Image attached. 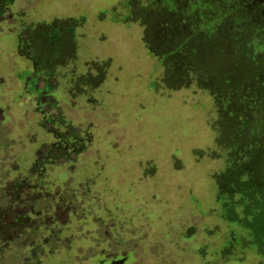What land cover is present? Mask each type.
<instances>
[{
	"label": "rangeland",
	"instance_id": "374dc122",
	"mask_svg": "<svg viewBox=\"0 0 264 264\" xmlns=\"http://www.w3.org/2000/svg\"><path fill=\"white\" fill-rule=\"evenodd\" d=\"M0 264H264V0H0Z\"/></svg>",
	"mask_w": 264,
	"mask_h": 264
},
{
	"label": "trees",
	"instance_id": "16d2710c",
	"mask_svg": "<svg viewBox=\"0 0 264 264\" xmlns=\"http://www.w3.org/2000/svg\"><path fill=\"white\" fill-rule=\"evenodd\" d=\"M33 200L36 201L35 198H34ZM32 208H33V207H32ZM32 208L26 211V214H27V215L30 214V213H35V214H37V212L34 211V208H33V209H32ZM231 212H232V206L227 207V208H226V213H228V214L230 213V214H231ZM229 217H230V216H229ZM230 221L232 222L233 219L230 218ZM187 230H188V231H187V232H188L187 235L192 234V233H190V231H191L190 228H187ZM207 236H209V235H207Z\"/></svg>",
	"mask_w": 264,
	"mask_h": 264
},
{
	"label": "water",
	"instance_id": "95a60500",
	"mask_svg": "<svg viewBox=\"0 0 264 264\" xmlns=\"http://www.w3.org/2000/svg\"><path fill=\"white\" fill-rule=\"evenodd\" d=\"M123 262V259H120L119 261H118V263H122Z\"/></svg>",
	"mask_w": 264,
	"mask_h": 264
}]
</instances>
